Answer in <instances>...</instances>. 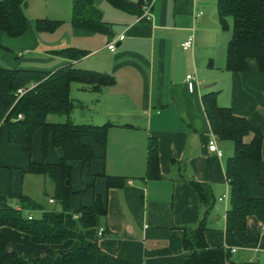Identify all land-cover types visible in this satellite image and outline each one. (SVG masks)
<instances>
[{"label":"crops","instance_id":"crops-1","mask_svg":"<svg viewBox=\"0 0 264 264\" xmlns=\"http://www.w3.org/2000/svg\"><path fill=\"white\" fill-rule=\"evenodd\" d=\"M124 1L131 8H119L109 0L95 1L109 26L107 32L77 27L71 17L51 16L28 19L21 37L6 33L0 37V67L54 70L72 64L115 79L97 90L73 82L70 95L76 106L70 116L58 121L49 117L52 122L110 124L105 150L93 138H86L95 152L90 165L70 161L75 193L65 212V227L81 229L88 240L131 264H185V229L204 222L208 245L223 248L226 263L264 264V223L250 215L245 230L227 224L231 186L226 167L234 154V142L218 137L222 156L210 152L215 133L203 102L205 93L217 91L219 106L231 108L262 131L261 160L242 161L239 176L246 197L264 198V72L255 59L249 60L247 71L227 69L231 37L223 34L217 0ZM148 2L152 8L146 18L143 7ZM39 19L60 20L61 24L54 31H41ZM120 35L124 39L110 50L108 45ZM191 35L194 46L183 50L181 43ZM65 49L85 51V55L74 59L56 53ZM188 74L197 77L193 91L187 85ZM253 137L250 133L245 142ZM150 141L158 147V176L148 172ZM62 154L51 142L43 155L41 131L35 134L32 152H25L8 140L3 126L0 192L26 216L40 218L45 210H61L54 180L30 171V164L56 163ZM110 176L119 185L109 187ZM194 180L207 186L210 203L203 200ZM96 196L107 201V214L99 225L82 228L79 210L90 206ZM24 197L41 208L32 207ZM100 227L105 230L103 235L98 233ZM80 245L75 237L40 243L28 232L0 226V259L11 251L27 260L52 259Z\"/></svg>","mask_w":264,"mask_h":264},{"label":"trees","instance_id":"trees-1","mask_svg":"<svg viewBox=\"0 0 264 264\" xmlns=\"http://www.w3.org/2000/svg\"><path fill=\"white\" fill-rule=\"evenodd\" d=\"M96 0H73L72 22L96 32H107L109 26L102 19V13L95 4ZM122 9L131 8L124 0H109ZM27 0H0V37L3 33L11 37L23 36L28 28L25 7ZM220 23L229 29L232 20V35L227 47L226 67L232 72H244L249 69V60L255 59L260 71L264 72V0H217ZM41 31H54L60 20L39 19ZM65 57L79 59L85 51L65 49L56 51ZM114 77L94 70H86L68 64L54 70L0 67V130L7 127L8 140L19 144L25 152L31 153L34 137L41 131L43 155L46 156L49 144L62 150V156L56 163L31 162L30 171L50 176L56 184V199L61 210L44 211L42 217L31 218L23 209L11 204L8 197L0 192V226L8 225L30 233L36 242L60 243L75 237L81 245L71 252L62 253L56 258L24 259L11 251L0 259V264H131L128 261L104 251L98 243L88 240L82 230L71 231L64 225L65 212L70 209L74 190L71 186L72 165L78 160L88 166L95 152L86 138H93L104 150L110 124H75L69 119L52 122L50 115L69 117L76 102L70 95L71 84L80 82L99 89L103 85L114 83ZM27 88V92L18 98V90ZM204 107L213 132L220 139L234 142V154L228 159L226 173L231 186V207L227 224L237 230L247 228V219L255 215L264 223V198L245 196V185L239 176V165L244 160L259 161L262 158L263 133L246 117L236 115L231 108L217 104V91L203 95ZM254 134L247 143L245 137ZM148 172L159 175V155L157 144L150 141L148 152ZM117 178L108 177V186L119 185ZM194 186L206 203L209 202L205 184L193 181ZM84 189L80 190L82 193ZM32 207L41 206L30 198L24 197ZM107 214V201L96 196L90 206H82L78 216L82 228L99 225ZM207 226L203 222L195 229H185V264H228L223 248H211L206 240Z\"/></svg>","mask_w":264,"mask_h":264},{"label":"rangeland","instance_id":"rangeland-1","mask_svg":"<svg viewBox=\"0 0 264 264\" xmlns=\"http://www.w3.org/2000/svg\"><path fill=\"white\" fill-rule=\"evenodd\" d=\"M28 5L25 12L29 20L35 21L37 17H71L72 0H27ZM60 15V16H58ZM63 21V20H62ZM64 22V21H63ZM229 29H225L222 24L223 34L228 37L232 35V20L229 19ZM56 34V33H54ZM56 36V35H51ZM229 41V40H228ZM53 121L63 120V116L50 115Z\"/></svg>","mask_w":264,"mask_h":264},{"label":"built area","instance_id":"built-area-1","mask_svg":"<svg viewBox=\"0 0 264 264\" xmlns=\"http://www.w3.org/2000/svg\"><path fill=\"white\" fill-rule=\"evenodd\" d=\"M151 8H152V2H148V3L145 4V6L143 7V11H144L143 17L148 18L150 16ZM201 14L202 13H198L197 15L200 16ZM124 37H125L124 35H120V36L114 38L110 42V44L108 45L109 49L114 51L116 49L117 43L119 41L123 40ZM194 43H195V37H194V35H191V36H189V38L187 40H185L184 42L181 43V47H182L183 50H188V49H190V48H192L194 46ZM196 80H197V77H196L195 74H188L187 77H186L188 88L190 90H192V91L195 88ZM27 90L28 89L24 88V87L20 88L18 90V93H17L18 98L21 97L24 93H26ZM217 141H218V136L216 134H213V136H212V138L210 139V142H209V150H210V152L216 153L218 156H222L223 152L219 148ZM226 197L227 196L225 195V196L221 197L220 199L222 200V199H225ZM51 201H53V199ZM28 218L31 219L33 217L32 216H28ZM104 231H105L104 228L100 227L99 230H98L99 235H103Z\"/></svg>","mask_w":264,"mask_h":264}]
</instances>
